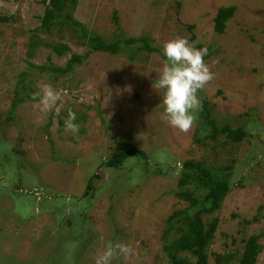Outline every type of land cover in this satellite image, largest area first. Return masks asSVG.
I'll list each match as a JSON object with an SVG mask.
<instances>
[{
  "label": "rangeland",
  "instance_id": "rangeland-1",
  "mask_svg": "<svg viewBox=\"0 0 264 264\" xmlns=\"http://www.w3.org/2000/svg\"><path fill=\"white\" fill-rule=\"evenodd\" d=\"M228 6L234 11L217 34L215 12ZM42 11L41 0H0V264H95L109 241L134 250L112 264H170L163 246L186 228L178 212L194 213L175 196L186 160L229 167L218 210L200 216L204 227L217 219L207 264H238L250 236L260 247L255 264H264V0H77L72 19L118 50L90 52L62 76L50 67L84 54L87 40L65 26L38 29ZM177 37L207 49L215 78L198 96L216 127L244 130L240 142L205 139L200 111L187 134L166 122L164 91L155 82L163 45ZM131 38H145L154 50L125 43ZM55 44L67 51L57 55ZM19 73L28 77L31 96L49 83L67 95L44 110L38 99L25 100L23 89L10 114ZM69 109L80 125L75 135L65 132ZM120 142L145 158L106 168ZM186 190L203 195L191 185ZM174 213L179 219L168 222ZM179 256L195 261L187 252Z\"/></svg>",
  "mask_w": 264,
  "mask_h": 264
},
{
  "label": "trees",
  "instance_id": "trees-1",
  "mask_svg": "<svg viewBox=\"0 0 264 264\" xmlns=\"http://www.w3.org/2000/svg\"><path fill=\"white\" fill-rule=\"evenodd\" d=\"M77 0H41L43 5V11L39 17L38 29L48 32L52 27L65 26L71 29L73 32L79 35L82 40H87L88 50L82 55H70L65 67H50L51 73L55 76H62L71 70L73 64H80L90 52H106L110 54L116 53L118 50V43H104L96 35L88 33L83 26L72 19L71 12L74 10ZM234 7H220L216 10L213 18V29L217 34L222 33L225 22L232 16ZM0 21H5V18H0ZM192 25L187 28L189 31L192 29ZM37 28L34 31L38 30ZM192 39V36L191 38ZM135 42L141 43L138 48L145 51L154 50L149 46L145 38L139 39H128L125 41L127 44H133ZM82 45V42H79ZM200 48L199 45H195ZM52 50L57 55H62L67 51L64 45L55 44L52 46ZM130 58V57H129ZM38 70L43 71L42 66L36 67ZM18 81L14 85L13 90V101L10 107V114H13V110L16 105L25 100H31V92L33 90L30 88V81L24 73L18 74ZM27 91L24 98L17 96L18 91ZM202 107L200 109L201 118L203 119V125L207 128L205 131V139L210 141H215L217 138L221 137V145L226 146L231 143H238L245 137V132L241 128H230L228 125H222L216 127L214 121L210 118L209 109L207 108V103L202 100ZM11 120V117L7 118ZM49 122L46 126H49ZM139 156L140 158H145L142 151L137 150L131 143L120 142L115 147L114 151L105 161L104 166L109 169H118L122 166L124 161L130 156ZM201 161L186 160L182 163L180 170V175L177 181V190L175 196L180 198L182 201L190 203V206L194 208V213L189 214V209L182 210L178 212V215H183L185 229L182 230L178 237L171 241L169 244L163 246V250L166 253L168 261L170 264H187L186 256H179V253L187 252L189 255L195 258V261L191 264H207V255L205 249L209 243V240L213 236L215 230L217 219L212 218L207 226L204 227L200 219L202 214H210L215 210H218L221 201L229 191V186L227 183V178L229 173L227 171L229 167H222L223 170L218 168L206 167ZM95 177V175L93 176ZM188 185L194 187L196 191L203 192V195H194V191H187ZM86 189H91L89 184H87ZM85 189V194L87 190ZM264 217V215H262ZM176 214L168 217L169 221H176ZM172 228V224H168L165 228L163 235L167 234ZM256 236H250L244 241L243 249L237 258L238 264H255L257 254L259 252V245L256 242ZM264 249V247H263Z\"/></svg>",
  "mask_w": 264,
  "mask_h": 264
},
{
  "label": "clouds",
  "instance_id": "clouds-1",
  "mask_svg": "<svg viewBox=\"0 0 264 264\" xmlns=\"http://www.w3.org/2000/svg\"><path fill=\"white\" fill-rule=\"evenodd\" d=\"M164 60L155 88L164 91L161 103L164 106L166 122L179 132L190 133L197 121L202 107L198 92L215 78L204 56L207 49H197L186 38L177 37L163 45ZM67 95L66 90L56 89L45 84L40 91L32 94L39 100L44 110L53 109ZM76 114L69 109L65 120V132L77 134L80 125L75 123ZM134 250L122 243L109 241L104 251L96 258L95 264H112L113 260L123 257L127 261Z\"/></svg>",
  "mask_w": 264,
  "mask_h": 264
}]
</instances>
